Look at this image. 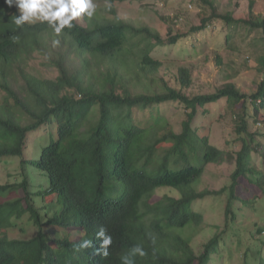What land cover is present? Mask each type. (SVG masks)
Wrapping results in <instances>:
<instances>
[{"label": "trees", "instance_id": "obj_1", "mask_svg": "<svg viewBox=\"0 0 264 264\" xmlns=\"http://www.w3.org/2000/svg\"><path fill=\"white\" fill-rule=\"evenodd\" d=\"M193 1L211 11L201 24L166 41L150 25L120 18L93 19L87 26L74 20L59 36L47 22L17 27L18 6L0 0V170L19 158L21 176L0 181V264H121L136 244L147 255L137 256L135 264H211L234 242L244 247L241 264H264V169L254 161L256 153L264 157L258 140L264 130H251V121L264 123V77L250 95L233 82L190 95L187 66L179 68V88L153 82L163 66L153 56L156 47L187 46L218 19L231 29L224 46L239 30L260 33L264 44V14L254 13L255 0L238 17L218 12L216 0ZM56 39L60 43L53 47ZM216 59L223 62L220 53ZM258 61L264 75V52ZM222 100L238 109L239 148L221 149L193 125L200 109L206 113L207 105ZM171 101L187 111L180 132L162 112V104ZM227 161H234L227 185L219 191L197 188L210 164ZM160 188L178 196L152 200ZM224 193V224L198 252L185 231L205 223L202 202ZM242 207H252L253 215L239 218ZM23 225L35 234L10 236L15 227L27 231ZM101 225L113 238L107 258L94 255ZM84 239L93 247L76 251Z\"/></svg>", "mask_w": 264, "mask_h": 264}, {"label": "rangeland", "instance_id": "obj_2", "mask_svg": "<svg viewBox=\"0 0 264 264\" xmlns=\"http://www.w3.org/2000/svg\"><path fill=\"white\" fill-rule=\"evenodd\" d=\"M251 1L216 0L215 5L218 12L222 13L229 10L238 17L248 14ZM13 2L16 4L15 0ZM106 2V0H93L96 5L95 14L91 18L87 17L86 14H82L76 21L87 26L93 19L103 21L120 18L137 25L148 24L158 30L161 37L167 41L170 36L185 33L190 31L192 26L201 24L202 15L211 11L210 7L203 4V2L193 0H125L111 4L110 10L105 7ZM254 13L264 14V0H255ZM230 31L231 29L225 26L222 20L218 19L212 22L211 27L203 31H197L194 38L186 41L189 44L187 46L168 44L156 47L153 56L161 60L163 66L153 82L156 81L159 87L167 83L179 88L181 87L178 81L179 68L187 66L192 71V86L187 90L190 95L212 93L221 85L229 82L235 83L237 88L243 92L249 95L252 94L264 77L259 71L260 64L258 61L264 52V44L259 39L261 34H247L245 30H239L235 33L237 36L224 46V35ZM193 40L195 42L191 44ZM218 53L223 57V62L220 65L216 59ZM40 60L42 59L37 57L34 62L39 65ZM42 71L48 77L56 75V71L52 69H42ZM205 109L208 110L206 113H203V109L199 110L193 124L195 127H199V134L208 135L211 143L221 149L239 148L236 146L240 140H236L237 120L234 117L238 109H232L226 100L207 105ZM162 112L167 115L174 130L180 132L182 123L187 117L184 105L177 101L167 102L162 104ZM262 119H264L263 112L259 116V120ZM258 129L264 130V123L256 124L251 121V130ZM258 140L264 143V136L260 135ZM254 161L260 168L264 169V157L260 153H256ZM2 166L0 181L14 182L21 179V176H19V158L7 161ZM233 169L234 161H227L223 164H210L196 186L198 189L207 188L219 191L229 183ZM36 178L39 182V174ZM164 194L178 196L177 191L171 188H160L152 200L156 201ZM224 194L214 195L209 200L202 202L201 208L207 216L205 223L195 230L188 229L185 231V235L193 237V246L198 252L203 249V244L214 236L217 230L216 226L222 227L224 224V205L227 193ZM236 206H239V203H236ZM195 207L200 209L199 202L195 204ZM237 210L239 218L253 215L251 212L254 211L252 207H242V209ZM23 226L27 231H23V227H15L9 230L10 236L28 238L35 234L34 229L27 225ZM244 237L249 242L250 234L245 233ZM233 244L224 248L221 257L215 258L211 264H241V254L244 247L239 246L237 242Z\"/></svg>", "mask_w": 264, "mask_h": 264}, {"label": "clouds", "instance_id": "obj_3", "mask_svg": "<svg viewBox=\"0 0 264 264\" xmlns=\"http://www.w3.org/2000/svg\"><path fill=\"white\" fill-rule=\"evenodd\" d=\"M11 6L13 0H6ZM20 15H15L13 23L17 27H22L26 22L33 23L35 21L47 22L48 26L53 30L54 34L59 36L63 29L74 27L73 21L82 14H86L91 18L96 12V5L93 0H15ZM105 7L110 10L111 4H105ZM58 39L52 41L53 47L58 46ZM100 241L99 247L94 249V255L104 258L109 256V247L113 243L112 236L108 233L106 227L99 226L95 233ZM93 247L92 240L84 239L79 244L75 245L76 251ZM147 252L142 245H133L128 252L120 257L121 264H135L137 256L144 257Z\"/></svg>", "mask_w": 264, "mask_h": 264}]
</instances>
